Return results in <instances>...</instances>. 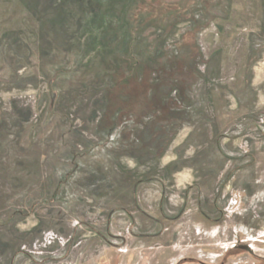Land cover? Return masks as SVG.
Listing matches in <instances>:
<instances>
[{
  "label": "rangeland",
  "instance_id": "374dc122",
  "mask_svg": "<svg viewBox=\"0 0 264 264\" xmlns=\"http://www.w3.org/2000/svg\"><path fill=\"white\" fill-rule=\"evenodd\" d=\"M0 264H264V0H0Z\"/></svg>",
  "mask_w": 264,
  "mask_h": 264
}]
</instances>
